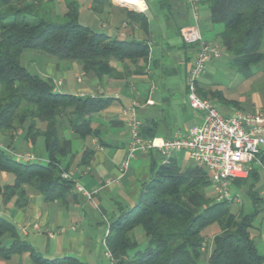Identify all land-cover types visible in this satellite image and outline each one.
I'll list each match as a JSON object with an SVG mask.
<instances>
[{
	"label": "trees",
	"instance_id": "16d2710c",
	"mask_svg": "<svg viewBox=\"0 0 264 264\" xmlns=\"http://www.w3.org/2000/svg\"><path fill=\"white\" fill-rule=\"evenodd\" d=\"M61 1L65 4L61 18L48 16L45 7ZM156 2L162 10L167 2H185L188 8L186 0ZM112 7L111 0H91L90 4L98 14ZM198 8L205 9L212 24L219 27L216 41L229 56L232 69L246 78L258 66L264 70V0H198ZM120 9L130 22L147 30L143 13ZM78 16L76 0H0V135L7 137V143L0 142V200L4 205L14 200L16 206H25L28 188L48 202H64L73 194L74 180L61 177L75 163L77 151L72 142L90 137L101 143L102 129L109 125L103 121V112L112 103L110 97H80L54 90L51 78L31 74L20 65L24 50L77 63L84 76L98 81L127 80L144 73L149 55L145 41L93 31L80 25ZM197 92L209 99L198 83ZM21 131L23 142L32 150L42 137L45 163L38 156L26 163L11 156L15 132ZM139 135L147 140L156 132L141 127ZM79 150L75 167H86L93 150L85 145ZM146 154L150 156L148 175L139 183L135 202L119 209L105 227L104 247L115 264H264L256 245L255 218L261 201L256 191L258 167H252L247 178L230 183L238 189L244 187V197L253 208L250 213L235 214L230 204L237 200L236 195L223 201L207 196L211 181L203 167L189 163L182 168L172 157L164 161L156 150ZM259 159L264 164V148ZM213 225L217 232L207 240L203 231ZM135 228L143 232L142 248L133 235ZM25 253L34 264H84L74 257H43L18 237L8 219L0 217V259L6 263Z\"/></svg>",
	"mask_w": 264,
	"mask_h": 264
},
{
	"label": "crops",
	"instance_id": "0c3cea01",
	"mask_svg": "<svg viewBox=\"0 0 264 264\" xmlns=\"http://www.w3.org/2000/svg\"><path fill=\"white\" fill-rule=\"evenodd\" d=\"M87 1L85 4L90 8L91 0ZM144 1L147 6L143 12L147 20L146 31L140 28L139 23L130 22L126 18V14L120 8L131 9L124 5L112 2V8L105 9L103 13H96L103 26L109 27L105 32L108 36L145 41L149 47V55L144 73L124 80L126 90L121 94L114 91L113 96H109L112 98V103L103 112V121L109 125L102 131L101 143L95 138L88 145L93 150L90 164L86 167H75L74 172L71 170L68 172L72 180H75L74 182L84 190L95 191L91 199H86L74 190L64 202H48L39 193L28 188L25 206L21 208L16 206L14 200L6 205H0V217L8 219L15 226L18 237L47 259L74 257L84 264L89 261L91 264H99L101 257L104 256V246L103 234L98 227L100 224H107L109 219L117 216L119 209L129 208L132 206L130 204L135 202L136 193L133 192L129 204L125 195L127 193L121 192L131 180L129 169L117 183H106L108 179L119 176V164L129 144L128 126L125 117L121 114L123 109L129 107L133 101H137L140 104L136 109L140 128L151 127L156 132L153 138L163 140H170L177 133H184L201 123L202 114L188 106L185 87L187 71L196 49L185 46L180 37V31L183 28L194 24L193 15L185 2H167V10H162L156 0ZM198 28L203 40L218 49L216 34L219 27L212 24L209 13L203 8H198ZM220 57L221 55L212 58L206 64L198 80L201 92L220 104L221 110L218 109V111L223 116H232L236 111L252 113L264 109V70H257L251 76L259 79L263 91L259 94L255 93L251 106L247 110L239 108L237 102L226 99L221 91L211 88L209 74L213 76L216 73L215 69ZM128 67L130 70L134 69L132 64H128ZM89 79L93 84L100 83L95 78ZM56 81H61L63 84L62 80ZM106 81L108 83L111 80L106 79ZM95 88L93 91L100 89V86L96 85ZM85 90L90 91V88L81 89L75 95L84 93ZM104 96L108 97L105 94ZM138 154L150 159L146 153ZM171 157L177 161L176 153ZM184 158H186L185 154ZM148 164L149 162L145 164L146 172L133 181L136 187L147 177ZM256 191L261 199L259 212L255 218L256 245L259 252L264 255V176L261 172ZM230 192L236 195L235 201L244 197V187L238 189L230 185ZM245 200L250 203L246 198ZM88 205L91 208H88ZM239 211H242V206L238 209ZM85 221L88 225L97 224V232L86 231L83 228ZM142 234L139 233L136 238ZM91 240L97 241L99 248L89 250ZM12 260V264H34L26 253L12 257Z\"/></svg>",
	"mask_w": 264,
	"mask_h": 264
},
{
	"label": "built area",
	"instance_id": "2783aa9c",
	"mask_svg": "<svg viewBox=\"0 0 264 264\" xmlns=\"http://www.w3.org/2000/svg\"><path fill=\"white\" fill-rule=\"evenodd\" d=\"M138 4H125L133 11L143 13L146 9L144 0ZM188 9L193 15L194 24L183 28L180 37L184 45L195 47L196 52L187 71L185 79L188 106L202 114L201 123L184 133H177L170 140L151 138L144 140L139 135L140 122L136 109L140 106L133 101L121 114L126 119L129 131V144L125 156L119 164L118 177H112L107 184L117 183L128 168L130 160L137 153L158 151L166 160L177 152H184L186 159L207 170L211 184L216 192V201L230 200V183L233 180L245 179L252 167H258L264 176V164L259 159V153L264 148V109L252 113L236 111L232 116H223L209 100L199 96L197 83L205 70L206 64L221 54L217 47L203 40L198 28V0H186ZM81 83V78L77 79ZM61 81L54 83L58 90ZM80 97H105L101 89L78 94ZM21 162L38 160L37 156L29 154H13ZM61 177L72 180L71 175L63 172ZM74 190L86 199H91L95 191H86L75 182ZM107 234V228L103 235ZM104 246V242H102ZM104 256L108 264H115L108 250L104 247Z\"/></svg>",
	"mask_w": 264,
	"mask_h": 264
},
{
	"label": "rangeland",
	"instance_id": "374dc122",
	"mask_svg": "<svg viewBox=\"0 0 264 264\" xmlns=\"http://www.w3.org/2000/svg\"><path fill=\"white\" fill-rule=\"evenodd\" d=\"M76 1L79 5L78 23L80 25L86 26L96 32L105 33L108 31L109 27L103 26L98 14L93 12L89 8V6L88 7L86 6L85 2H88L87 0H76ZM111 1L119 5L120 4L123 5L122 3L117 2L116 0H111ZM45 11L48 16H52L53 19L58 20L61 18L62 14L65 11V4L62 1L54 2L52 6L47 5L45 7ZM218 51L220 52L221 57L220 59H218L217 67L215 69L216 73L213 76L209 74V78H208V80L211 83V88L221 91L223 96L226 99L237 102L239 108H242L245 110L249 109L254 99V96L263 91V86H261L260 81L259 79H257L256 76L246 78L242 74L232 69L229 65V56L220 47L218 48ZM19 62H20V65L25 67L27 71L31 74H38L44 77H50L53 80V82H55L56 80H62L63 84L59 86L58 90L63 93H70V94L75 95V93H79L81 89H86V87L87 88L89 87L90 91L85 90L84 92L88 94L91 91L96 89L95 88L96 85H99L102 93L108 97L109 96L112 97L114 94V91H116V93L121 94L123 91L126 90L125 85H124V80H111L107 83L106 79H103L99 81L100 83L96 82L95 84H93L90 82L91 79H89L86 76H83L81 67L79 64L58 61L57 59L50 57L36 50H32V49L24 50L20 55ZM262 69L263 68L261 66H258L257 68H254V71L257 72V70H262ZM78 78H81L82 80L81 83L77 82ZM211 100L213 104L215 105V107L221 110L220 104L216 103L214 99H211ZM103 130L104 128L102 129V131ZM15 136L16 137L11 144L12 148L10 149L11 151L10 154L13 158H15V156L12 155V153L13 154L32 153L35 156H38L40 158L39 162L45 163L46 154L43 148L42 137H38L36 139L35 149L32 150L30 149V147L26 146V144L23 142V136H24L23 131L19 133L15 132ZM6 138L7 137L0 135V142H2L3 145L7 143ZM90 141H91L90 137L86 138L84 141L77 140V139L73 140L72 142L73 149L77 151V154L74 160L75 163H77L80 158L79 149L82 147V145H86V146L90 145ZM183 155H184V152L176 153L177 163L182 168L188 166L190 163L186 158L183 159ZM148 162H149L148 157L141 156L138 153L130 160L128 169H129V177H131V180L128 181L129 185H125L123 190L121 191L124 194L127 193L125 195L128 198L127 203L129 204H130V197L132 196L133 192L136 193V195H138V189H139V185H137L138 182L136 183L137 185L136 187L133 181H136L137 178H139V176L141 177L143 173L146 172L147 168L145 164H147ZM75 163L70 168L72 172L75 171ZM206 194L209 198L216 201L217 195H216L215 189L212 184H210L206 188ZM234 202H237V203H234ZM234 202L230 204L231 212L236 214L238 212V209H240L241 206H242V212L244 214L251 211V205L245 200L244 197H241L239 201H234ZM0 205H3L1 200H0ZM88 208H91V207H89L88 205ZM103 208L106 211H108L107 208H105V206H103ZM90 218H91V215H90ZM97 227L98 225L95 223H91L90 225H88L86 221L83 223V228L88 232L96 233L98 230ZM105 227H106V223L102 225L100 224V226L98 227L102 231V234H104L105 232ZM215 232H217V226L213 225V226L206 228L203 231V235L206 237L207 240H209L211 239V236ZM139 233L142 234L143 233L142 230L140 228H135L133 231V235L137 243L140 245L139 248H142L145 245V238L143 234L139 238H136V235H138ZM3 244L4 245L7 244V239L3 240ZM97 248H99V243L97 241L95 240L89 241V246H88L89 250H92V249L95 250ZM102 252H103V249H102ZM12 261L13 260L11 259L10 262H6V263L12 264ZM98 263L108 264V261L103 256L101 257ZM0 264H5V262L0 259ZM87 264H91V262L89 261Z\"/></svg>",
	"mask_w": 264,
	"mask_h": 264
},
{
	"label": "bare ground",
	"instance_id": "6f19581e",
	"mask_svg": "<svg viewBox=\"0 0 264 264\" xmlns=\"http://www.w3.org/2000/svg\"><path fill=\"white\" fill-rule=\"evenodd\" d=\"M120 3L122 4H133V5H136L138 4L139 1L137 0H119Z\"/></svg>",
	"mask_w": 264,
	"mask_h": 264
},
{
	"label": "water",
	"instance_id": "95a60500",
	"mask_svg": "<svg viewBox=\"0 0 264 264\" xmlns=\"http://www.w3.org/2000/svg\"><path fill=\"white\" fill-rule=\"evenodd\" d=\"M125 6V4H123Z\"/></svg>",
	"mask_w": 264,
	"mask_h": 264
}]
</instances>
